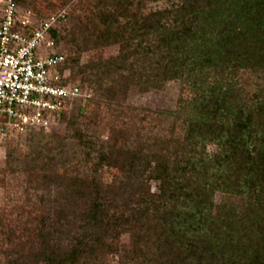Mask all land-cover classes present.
<instances>
[{
	"label": "trees",
	"instance_id": "16d2710c",
	"mask_svg": "<svg viewBox=\"0 0 264 264\" xmlns=\"http://www.w3.org/2000/svg\"><path fill=\"white\" fill-rule=\"evenodd\" d=\"M37 1L17 3L34 10ZM49 33L68 48V57L57 52L65 56L61 71L70 73L64 82L87 92L95 111L89 119L130 86L145 92L182 81L193 96L175 113L181 136L172 125L169 137L137 134L134 142L127 129H112L106 141L81 131L79 107L67 131L85 149V163L95 161L70 165L67 175L58 171L67 159H32L27 183L43 190L37 203L48 212L21 227L0 213L3 264H264V94L248 104L232 86L207 83L209 72L264 71V0H166L149 11L143 0H104L87 24L77 19ZM90 44L118 53L81 63ZM104 166L120 178L105 182ZM216 194L223 195L219 217ZM122 236L128 253L120 252Z\"/></svg>",
	"mask_w": 264,
	"mask_h": 264
},
{
	"label": "rangeland",
	"instance_id": "374dc122",
	"mask_svg": "<svg viewBox=\"0 0 264 264\" xmlns=\"http://www.w3.org/2000/svg\"><path fill=\"white\" fill-rule=\"evenodd\" d=\"M30 0H26V4ZM64 1V2H63ZM104 0H38L35 3V9L28 6L21 7L22 14L31 13L32 21L35 26L43 22H48L51 27L61 28L65 26L69 28L77 19L81 20L85 25L91 18V11L95 12L96 7ZM49 3L53 4L50 7ZM145 10H154L166 6V0H160L156 3L143 0ZM65 15L76 19L72 21L67 19ZM90 27V25H89ZM91 45V44H90ZM91 48L81 55V63L90 61L97 62L99 60H107L116 56L118 53L117 46H97L93 44ZM56 52H63L67 57L69 55L68 48L64 43H60L54 47ZM67 73H69V70ZM126 76V73H124ZM207 83L222 84L223 88L232 86L231 88L238 94L242 101L251 104L255 102L256 95L264 94V71L254 72L251 70H240L236 74H230L226 71L217 75L209 72ZM119 74H112L113 84L119 87ZM74 84H79L75 81ZM111 81H107V85ZM79 86V85H78ZM193 96L192 88L188 83L182 81H170L160 84L158 89L140 92L136 87H128L126 91L117 94L112 101L110 108L103 106L101 112L89 119L94 113V106L90 104L89 95L84 89H80L79 95L66 101L64 106L58 113L50 114L47 117V123L44 128L32 126L24 128H15L6 130L0 139V177L4 180V186H0V213L6 216V224L14 225L18 220V225L30 221L37 214L47 213V206H39L37 203L38 195L44 193L43 190L37 192L32 187L33 183H27V168L32 159L39 160L45 156L64 158L68 162L65 166H59L58 171L61 174L72 172L69 168L72 165L88 167L91 162L85 158V149L78 144V141L71 138V133L67 131V123L71 115L78 116L79 107L84 108L82 115L78 117V127L81 131H85L98 141H106L113 135L112 129L118 131L127 129L132 137L130 142H134L137 134L140 139H148L149 137H169V129L174 125L176 136L183 134L182 123L175 120L176 112H178L181 101L190 100ZM158 112H161L160 115ZM14 130L12 136L10 131ZM19 134V135H17ZM138 139V138H137ZM119 144L122 140H119ZM208 149H213L209 146ZM13 151L12 158L7 161V155ZM32 163V162H31ZM38 164V165H39ZM74 165V166H73ZM102 178L105 182L110 183L120 178L121 172L115 167L102 168ZM151 191H156V183L152 182ZM52 194L55 195L54 189ZM56 196V195H55ZM55 197H50V200ZM223 195L216 194L213 215L221 216L223 205L221 199ZM234 203L240 202L239 199H231ZM119 249L121 253H128L130 250V242L128 236H122L119 241ZM112 262L117 260L113 257ZM0 263L4 260L0 258Z\"/></svg>",
	"mask_w": 264,
	"mask_h": 264
},
{
	"label": "built area",
	"instance_id": "2783aa9c",
	"mask_svg": "<svg viewBox=\"0 0 264 264\" xmlns=\"http://www.w3.org/2000/svg\"><path fill=\"white\" fill-rule=\"evenodd\" d=\"M18 0H0V139L6 130L39 126L79 95L65 83V56L54 49L51 24L22 14Z\"/></svg>",
	"mask_w": 264,
	"mask_h": 264
}]
</instances>
